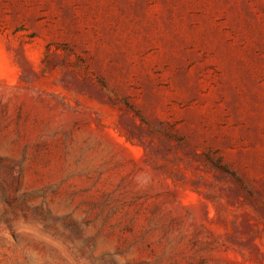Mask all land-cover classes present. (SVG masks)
<instances>
[{"label":"rangeland","instance_id":"rangeland-1","mask_svg":"<svg viewBox=\"0 0 264 264\" xmlns=\"http://www.w3.org/2000/svg\"><path fill=\"white\" fill-rule=\"evenodd\" d=\"M0 264H264V0H0Z\"/></svg>","mask_w":264,"mask_h":264}]
</instances>
